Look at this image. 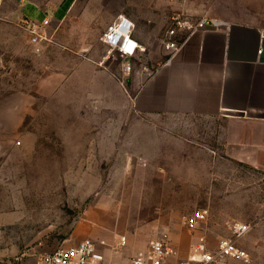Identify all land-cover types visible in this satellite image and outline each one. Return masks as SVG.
<instances>
[{
  "label": "rangeland",
  "instance_id": "374dc122",
  "mask_svg": "<svg viewBox=\"0 0 264 264\" xmlns=\"http://www.w3.org/2000/svg\"><path fill=\"white\" fill-rule=\"evenodd\" d=\"M124 17L141 46L129 75L104 42ZM177 19L264 28V0H0V264H36L79 243L90 218L106 213L109 222L96 225L108 235L166 239L156 208L139 206L149 199L131 189L154 178L147 159L157 136L208 137L211 146L217 130L132 108L167 60Z\"/></svg>",
  "mask_w": 264,
  "mask_h": 264
},
{
  "label": "crops",
  "instance_id": "0c3cea01",
  "mask_svg": "<svg viewBox=\"0 0 264 264\" xmlns=\"http://www.w3.org/2000/svg\"><path fill=\"white\" fill-rule=\"evenodd\" d=\"M218 22L219 28L182 34L179 52L169 54L132 100L140 116L195 118L217 127L210 132L211 146L203 143L208 137L157 136L153 158L147 159L154 178L131 189L149 199H141L139 206L159 213L153 221L163 224L164 237L177 253L172 264L186 260L201 236L215 250L220 240L231 238L234 223L252 226L238 241L250 261L225 264H264V28ZM199 209L210 211L208 222L187 229L184 218ZM103 220L109 222L107 213L90 218L80 242L69 248L85 240L104 243L103 264H131L154 240L133 234L118 248L122 236L97 229ZM179 222L183 228L171 225Z\"/></svg>",
  "mask_w": 264,
  "mask_h": 264
},
{
  "label": "built area",
  "instance_id": "2783aa9c",
  "mask_svg": "<svg viewBox=\"0 0 264 264\" xmlns=\"http://www.w3.org/2000/svg\"><path fill=\"white\" fill-rule=\"evenodd\" d=\"M220 22L216 20H201L194 26L177 19L174 29L169 34V41L165 49L171 55L179 52L183 42L177 37L179 32L185 30L190 32L204 31L208 28H219ZM38 37L35 38V42ZM104 42L111 50H117L127 61L123 66V73L129 75L132 67L128 63L140 50V45L133 39V24L122 19L115 25L108 28L104 34ZM210 218L208 209L196 210L192 215L183 220V225L189 230H196L201 225H205ZM252 230L250 224L234 223L231 228V238L222 239L218 242L215 250H210L206 238L201 236L192 246L186 260L178 264H225L229 260H239L245 263L250 261L247 252L238 246V241L244 238ZM126 238L122 237L118 248L124 247ZM3 245V236L0 232V250ZM104 243H97L92 240H85L81 244L71 248H61L47 255L37 256L39 264H103L105 256L100 251ZM177 257L173 246L167 240L154 239L150 241L147 249L139 252L131 261V264H172ZM20 260L19 258L17 259Z\"/></svg>",
  "mask_w": 264,
  "mask_h": 264
}]
</instances>
